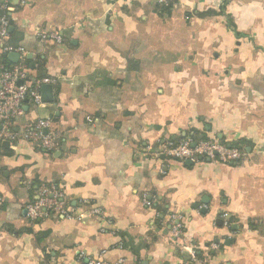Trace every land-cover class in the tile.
<instances>
[{
    "label": "crops",
    "instance_id": "crops-1",
    "mask_svg": "<svg viewBox=\"0 0 264 264\" xmlns=\"http://www.w3.org/2000/svg\"><path fill=\"white\" fill-rule=\"evenodd\" d=\"M165 7L0 0V74L21 65L41 97L53 87L51 102H24L17 140L0 142V264H194L191 250L207 264H264V0ZM40 120L50 153L19 136ZM188 136L244 157L165 156ZM43 186L70 217L29 219ZM171 214L184 218L177 240Z\"/></svg>",
    "mask_w": 264,
    "mask_h": 264
},
{
    "label": "built area",
    "instance_id": "built-area-1",
    "mask_svg": "<svg viewBox=\"0 0 264 264\" xmlns=\"http://www.w3.org/2000/svg\"><path fill=\"white\" fill-rule=\"evenodd\" d=\"M183 0H158L163 6L171 5L174 7ZM10 22L8 17L0 18V37L5 41L8 38V29ZM58 43L62 38L58 35L55 37ZM5 50H13L5 44ZM22 51V49H21ZM25 77L24 66H16L12 70L2 71L0 74V142L6 140L15 141L18 134L13 132V125L17 117L23 111L22 107L27 99H31L36 106L43 104L41 94L36 87L27 84L19 85L20 80ZM52 123L49 120H40L36 124L27 127L19 136L24 137L28 142L39 144L45 152L50 153L55 147L54 133L50 132ZM45 131H48L47 133ZM165 156L171 160L180 163L191 161L197 163L200 159L210 162L238 163L244 157V153L238 147H232L228 144L212 140H194L193 136L181 139L177 144H171L164 152ZM3 201L0 199V206ZM27 213L30 220L38 221L48 213L62 214L70 217L71 213L65 210L61 196L57 191L49 187H41L38 199L28 205ZM94 214H103L101 209H95ZM171 237L179 239L183 234L184 218L180 214H171L170 216ZM216 250V245H212ZM191 260L194 264H207L198 258L196 251H190ZM87 264H104L101 261H89Z\"/></svg>",
    "mask_w": 264,
    "mask_h": 264
},
{
    "label": "water",
    "instance_id": "water-1",
    "mask_svg": "<svg viewBox=\"0 0 264 264\" xmlns=\"http://www.w3.org/2000/svg\"><path fill=\"white\" fill-rule=\"evenodd\" d=\"M22 84H23V82L20 81V82H19V85H22ZM43 89H44V91H45V94H48V95H44V94H43L42 102H51L52 99H51L50 92L52 91L53 87H52L51 85H47V86H44ZM45 96H48V99H46ZM186 164H187L188 166H191V165H192V162H191V161H188V162H186Z\"/></svg>",
    "mask_w": 264,
    "mask_h": 264
},
{
    "label": "trees",
    "instance_id": "trees-1",
    "mask_svg": "<svg viewBox=\"0 0 264 264\" xmlns=\"http://www.w3.org/2000/svg\"><path fill=\"white\" fill-rule=\"evenodd\" d=\"M163 8H164V9H169V7H165V6H163ZM1 64H4V65L6 64V61H5L4 58L2 59ZM4 69H8V67L4 66ZM225 144H228V143H225ZM228 145H229V144H228ZM230 146H231V145H230ZM232 147H233V146H232Z\"/></svg>",
    "mask_w": 264,
    "mask_h": 264
}]
</instances>
